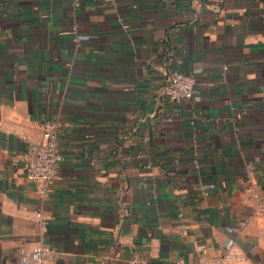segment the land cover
I'll list each match as a JSON object with an SVG mask.
<instances>
[{
  "label": "crops",
  "instance_id": "obj_1",
  "mask_svg": "<svg viewBox=\"0 0 264 264\" xmlns=\"http://www.w3.org/2000/svg\"><path fill=\"white\" fill-rule=\"evenodd\" d=\"M75 1L0 0V264L41 243L49 264H264V0ZM170 68L198 102L164 96ZM36 120L65 156L48 197Z\"/></svg>",
  "mask_w": 264,
  "mask_h": 264
},
{
  "label": "built area",
  "instance_id": "obj_2",
  "mask_svg": "<svg viewBox=\"0 0 264 264\" xmlns=\"http://www.w3.org/2000/svg\"><path fill=\"white\" fill-rule=\"evenodd\" d=\"M79 4V0H76L75 6L78 7ZM72 32L74 40L79 42L77 31L73 29ZM163 94L170 101L191 100L198 102L200 100L197 94L195 76L174 68H170L167 72V81L163 87ZM35 122L42 129V138L40 140H28V147L24 154L26 176L41 196L48 197L54 192L59 169L65 161V156L59 144L57 123L52 120H36ZM146 166L149 167L150 163H146ZM248 181V187L255 199L257 210L264 212V189L262 183L253 179ZM204 191L206 194L208 193L207 189H204ZM39 214L41 215V213ZM251 219L252 215H249L246 223ZM199 248L202 249L203 246H199ZM58 254V249L50 244H37L31 250L22 253L20 264H49ZM244 260L245 255L228 251L208 258L202 256L200 264H242Z\"/></svg>",
  "mask_w": 264,
  "mask_h": 264
}]
</instances>
